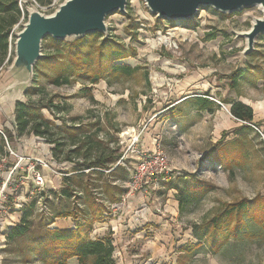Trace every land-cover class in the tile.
Segmentation results:
<instances>
[{"label": "rangeland", "instance_id": "rangeland-1", "mask_svg": "<svg viewBox=\"0 0 264 264\" xmlns=\"http://www.w3.org/2000/svg\"><path fill=\"white\" fill-rule=\"evenodd\" d=\"M65 1L52 0L51 4L43 6L34 0H19L20 20L11 30L6 55L0 56L3 59L0 63V136L5 144L0 152V159L5 158L0 166V182L5 181L9 169L17 162L9 155L2 135L3 128L14 129L15 105L26 102L45 105L52 100V111L57 117L69 124L90 126L92 141L109 143L111 148L118 144L122 157L117 165L125 167L129 176L121 179L120 173L115 177V183L125 185V193L138 162L135 151L150 153L157 150L167 157L173 174L171 180L148 191L149 195L145 191L135 192L127 198L125 193L122 194L119 204L106 205V221H100L101 225L94 223L88 237L93 241L111 242L113 264H177L183 256L180 248L198 243L193 235L194 226L212 220L228 203L264 196V34L255 37L251 51L247 49L245 37L253 23L263 18L262 7L243 8L232 13L199 7L192 18L194 28H184L181 20H175L173 27L154 31L157 17L150 13L144 1L126 0L124 13L116 12L106 17L104 34L114 36L135 51L134 55L118 62L138 68L134 76L112 83L101 79L94 85L75 77L69 78L72 83L68 85L54 86L44 77H38L34 83L33 70L27 72L23 66L15 64L17 34L29 13L50 16ZM127 12L131 13L130 20L125 15ZM207 35L214 39L210 40ZM41 53L43 56L51 54L53 49L42 41ZM245 69L247 77L232 86L230 76ZM44 71L49 74L50 69L46 67ZM84 88L90 90L93 101L82 92ZM199 100L208 102L205 109H201ZM238 101L253 110V124H246L250 129L242 128L246 125L230 114L231 103ZM42 114L46 119L54 120L46 109H42ZM54 122L56 126L61 124L57 119ZM235 140L241 141L239 152L244 158L237 166L225 171L211 159V152L217 148L225 150L227 144ZM9 147L22 161L13 174L14 182L8 185L11 211L0 221V264H23L21 250L25 251L40 232V216L33 218L32 233L26 240L8 243L6 237L9 230L19 224L24 207L36 200V215L44 217L69 212L74 206L84 207L80 201L60 196L54 198L50 194L61 191L63 173L72 175L74 166L57 163L52 158L51 144L45 139L23 135L14 138ZM34 171L41 174L46 183L43 191L33 192L30 196ZM183 175H192L213 189L199 202L182 201L175 187H182L178 178ZM55 180H59L61 186L57 184L56 187ZM137 195H143L149 203L154 202L152 215L159 217V221L118 232L114 224L122 216L121 209L128 208V201ZM98 196L102 197L101 194ZM16 201L25 202L20 210L15 207ZM68 218L73 220L68 230L85 224L81 216ZM62 220L56 219L48 229H60ZM252 222L245 218L244 231L250 232L251 236L229 239L216 254L205 244L183 260L187 264H264V232L261 230L264 224ZM29 254L32 255L28 264H43L35 258L33 251ZM67 264L78 263L72 258Z\"/></svg>", "mask_w": 264, "mask_h": 264}, {"label": "trees", "instance_id": "trees-1", "mask_svg": "<svg viewBox=\"0 0 264 264\" xmlns=\"http://www.w3.org/2000/svg\"><path fill=\"white\" fill-rule=\"evenodd\" d=\"M39 5H49L52 0H34ZM19 0H0V56L4 58L7 53L8 38L12 28L19 22L21 12L19 10ZM130 20L131 13L125 14ZM155 16V15H154ZM24 18V17H23ZM27 16H25V20ZM174 21L164 18H156L154 21V31L167 29L174 26ZM184 28L195 27L193 19L182 21ZM130 27V25L128 26ZM129 30V29H127ZM128 32V31H127ZM133 34L132 37H134ZM210 40L214 36L207 35ZM43 42H47L48 48L53 49V53L42 55L34 68V83L38 77H44L51 85H68L69 78L75 77L83 82H90L94 85L101 79H107L108 83L116 82L121 78H131L138 68L119 64L118 62L134 55L135 51L126 47L124 43L114 36L102 33H90L73 40H56L45 37ZM250 55V54H249ZM3 59H0V63ZM50 69L49 74L44 69ZM247 77V70H237L230 76L231 85H236L238 80ZM146 81V80H145ZM35 91V87H31ZM83 93L93 101L90 90L84 88ZM202 103L201 109L206 108V101ZM204 103V104H203ZM53 102L47 104L40 102L17 103L14 108L13 131L3 128L2 135L8 143L14 138L23 135L34 136L45 139L51 144L52 158L57 163H68L74 166V170L64 172L66 176L62 179V189L58 193H50L54 198L63 197L80 201L84 209L74 206L69 212H57L49 217L36 215V200L21 211L22 215L19 224L9 230L6 240L8 243L16 240H26V236L32 233L33 218L40 216L38 224V235L29 243L28 248L23 252V264L31 261L29 251L43 264H67V261L76 258L78 264H113V246L110 241H93L89 236L92 226L104 218L108 213V208L103 201L109 204L121 202V195L125 193V188L115 183V177L121 179L129 176L125 167L117 165L122 157L119 153V146L116 144L110 147L100 140H91L90 126L82 123L69 124L63 118L57 117L52 111ZM42 109L51 113L54 120L60 121V126H56L54 120L46 119L42 114ZM230 114L243 124H253V110L246 104L238 101L231 103ZM255 126V124H254ZM242 128L250 129L247 125ZM58 133V135H57ZM57 137H54L56 136ZM240 140L227 144L226 149L217 148L211 152V159L223 170H231L237 166L244 155L241 156ZM4 140L0 136V152L3 150ZM104 146V147H103ZM214 157V158H213ZM61 167V165L59 166ZM70 175V176H69ZM182 187L175 189L178 191L182 201L199 202L213 189L208 183L196 179L192 175H183L178 178ZM169 182V181H168ZM166 182V183H168ZM100 191V193L98 192ZM45 192H42V195ZM79 193L82 196H78ZM99 194L102 195L98 196ZM46 197V196H45ZM181 204V202H180ZM78 216L83 217L85 224H79L73 230H60L48 227L53 225L56 219ZM245 218L252 224H264V196H257L253 200L242 199L231 204H226L222 212L214 215L213 219L194 226L193 235L198 241L196 245L183 246L177 264H187L183 259L190 255L192 251L207 245L213 254L218 253L229 239H237L240 235L247 237L251 233L244 231ZM264 232V227L261 228ZM251 236V235H250Z\"/></svg>", "mask_w": 264, "mask_h": 264}, {"label": "water", "instance_id": "water-1", "mask_svg": "<svg viewBox=\"0 0 264 264\" xmlns=\"http://www.w3.org/2000/svg\"><path fill=\"white\" fill-rule=\"evenodd\" d=\"M151 14L170 21L188 20L194 17L199 7H211L221 13H232L243 8L260 6L264 13V0H143ZM126 0H67L50 16L38 12L29 13L15 41V64L32 72L42 58V41L45 37L65 40L80 38L90 33L107 30L105 20L109 14L123 13ZM264 34V16L256 20L248 33L247 49L253 50L254 39Z\"/></svg>", "mask_w": 264, "mask_h": 264}, {"label": "built area", "instance_id": "built-area-1", "mask_svg": "<svg viewBox=\"0 0 264 264\" xmlns=\"http://www.w3.org/2000/svg\"><path fill=\"white\" fill-rule=\"evenodd\" d=\"M125 12V10H124ZM123 12V13H124ZM5 138V137H4ZM6 140V139H5ZM137 142V139L135 142H132V146ZM6 146L8 148L9 155L13 156L15 159H17L16 164L9 169V172L7 174V177L5 178L4 182H0V221L4 220L6 216L10 213L11 209L8 207L9 204V194H10V188H8L11 184L13 174L17 172V165L20 161H22V158H20L16 153L12 152V150L9 147V143L6 141ZM136 155L138 156V162L136 164V167L134 169V172L131 174L130 177V183L127 186V192L125 193V197H130L131 194L139 191H145L146 195H149L148 191L152 192L159 187H161L164 183L171 180L172 177V171L170 170L168 166V159L167 157L161 152V151H153L150 153H140L138 151H135ZM131 153H134V149L131 150ZM5 162V158L0 159V166L2 163ZM64 176H66L64 174ZM63 176V177H64ZM33 188L32 193L37 192L40 193L44 190L45 187V178L41 176L37 171L33 172V178H32ZM9 185V186H8ZM29 198V195L27 196V199ZM16 205V209L20 210L25 202L19 203L18 201L14 202ZM112 208H115L111 206ZM73 229V228H72Z\"/></svg>", "mask_w": 264, "mask_h": 264}, {"label": "crops", "instance_id": "crops-1", "mask_svg": "<svg viewBox=\"0 0 264 264\" xmlns=\"http://www.w3.org/2000/svg\"><path fill=\"white\" fill-rule=\"evenodd\" d=\"M48 156H49V154H48ZM57 184H59V186H61V182H59V180H58V182H57V180H55L54 185L56 187H57ZM122 187H125V185H123ZM152 204H154V202L149 203V199H146V197H144L143 195H140V196L137 195L136 198H131L128 201V208L121 209L122 216H120L119 220L116 221V223L114 224L115 230L117 229L118 232H122V231L124 232V231L129 229L131 231L132 229L137 228L138 225L143 226L145 224H151V223L155 224L157 221H159V219H158L159 217L152 215L153 210H155V208L152 206ZM104 205L105 206L107 205V207H108L111 204H108L105 201ZM137 210H140V211H137ZM57 220H60V219H57ZM127 220H129V221L126 222ZM72 221L73 220L69 219L68 217L63 218V220L59 223V225L61 227L60 229L68 230L69 229L68 227L72 225ZM104 221H106V219L103 218L102 222H104ZM99 223L100 222H96L95 224L101 225ZM121 224H127V225L122 226ZM55 225H58V223H55Z\"/></svg>", "mask_w": 264, "mask_h": 264}, {"label": "bare ground", "instance_id": "bare-ground-1", "mask_svg": "<svg viewBox=\"0 0 264 264\" xmlns=\"http://www.w3.org/2000/svg\"><path fill=\"white\" fill-rule=\"evenodd\" d=\"M262 12H263V8H262Z\"/></svg>", "mask_w": 264, "mask_h": 264}]
</instances>
